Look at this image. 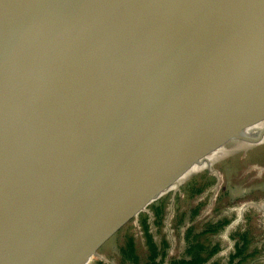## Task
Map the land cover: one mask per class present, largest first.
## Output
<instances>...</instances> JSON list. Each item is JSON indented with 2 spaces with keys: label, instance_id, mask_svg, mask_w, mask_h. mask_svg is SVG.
<instances>
[{
  "label": "water",
  "instance_id": "95a60500",
  "mask_svg": "<svg viewBox=\"0 0 264 264\" xmlns=\"http://www.w3.org/2000/svg\"><path fill=\"white\" fill-rule=\"evenodd\" d=\"M146 214L264 264V0H0V264H122Z\"/></svg>",
  "mask_w": 264,
  "mask_h": 264
},
{
  "label": "trees",
  "instance_id": "16d2710c",
  "mask_svg": "<svg viewBox=\"0 0 264 264\" xmlns=\"http://www.w3.org/2000/svg\"><path fill=\"white\" fill-rule=\"evenodd\" d=\"M194 183H196L194 180H190L187 186ZM165 200L166 198L159 201L150 210L153 212L157 224H160L158 222L162 219V206H164ZM196 213L197 210L193 212V215ZM149 218V215L146 214L141 216L138 220L144 239L143 249L137 246L133 236L126 237L123 244L119 247L118 250L122 264H207L209 260L219 252L220 248L218 244L211 245L209 243L207 245L198 241L199 237L208 233H216L219 229L229 224L227 220L218 222L216 226L205 224L203 231L199 234H193L192 229H188L185 236L186 245L184 252L178 258H169L165 262V257L167 255L166 247L168 244L163 241L159 245L153 240L150 234ZM248 243L245 235L239 237V242L235 244V254L230 256V264H240L245 261L247 256L243 255L247 250L246 247Z\"/></svg>",
  "mask_w": 264,
  "mask_h": 264
}]
</instances>
